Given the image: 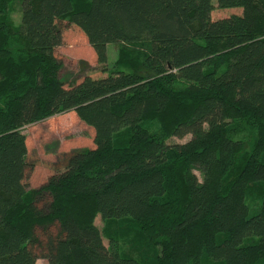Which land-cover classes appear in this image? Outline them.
<instances>
[{
  "label": "trees",
  "instance_id": "trees-1",
  "mask_svg": "<svg viewBox=\"0 0 264 264\" xmlns=\"http://www.w3.org/2000/svg\"><path fill=\"white\" fill-rule=\"evenodd\" d=\"M214 1L0 0V264H37L35 228L55 221L49 264H264V0ZM214 7L241 12L212 18ZM61 22L97 64L119 44L124 68L61 81ZM65 114L91 146L55 164L63 192L47 215L23 179L21 129ZM91 213L130 218L153 254L105 244Z\"/></svg>",
  "mask_w": 264,
  "mask_h": 264
},
{
  "label": "rangeland",
  "instance_id": "rangeland-1",
  "mask_svg": "<svg viewBox=\"0 0 264 264\" xmlns=\"http://www.w3.org/2000/svg\"><path fill=\"white\" fill-rule=\"evenodd\" d=\"M213 4L215 1L213 0ZM233 12L240 13L241 8H216L211 12V17L225 16ZM9 21L14 27L17 26L20 18L18 4L13 2L10 6ZM61 31H64L65 44L56 48V55L62 62L59 69V78L65 83H72L84 74L94 76H103L108 72L124 68L118 62L119 44L108 43L106 45L107 59L104 64H97L94 59L84 36L75 29L70 30L67 23H59ZM62 31V32H63ZM25 134L28 145V166L25 169L23 179L30 188L39 191L35 199V205L41 213L49 214L53 212V201L56 195L62 193L64 184V174H52L55 164L64 162L69 154L73 153L78 147L91 146L90 132L84 124L78 121L74 116L58 115L51 119L41 120L33 125H25L21 129ZM189 138L186 135L182 138L168 136L169 143H182ZM200 179V173L195 171ZM54 178V180H53ZM60 179V180H57ZM63 179V180H62ZM254 189H249L245 194V201L248 207V214H252L259 209L260 198L255 194ZM72 214L79 218L83 211L72 207ZM89 219L100 230L103 241L108 244L109 239H114L118 243L123 253L132 254L137 257H145L153 254L154 246L147 242L148 240L140 239L142 233L138 234L132 227L133 221L128 217H122L114 220L103 219L97 213H91ZM60 227L56 221L47 226H36L35 235L39 240L38 243L32 242L30 248L37 255V264H49L48 260L43 257L47 243H54L59 236ZM137 233V234H136ZM142 242V243H141Z\"/></svg>",
  "mask_w": 264,
  "mask_h": 264
}]
</instances>
